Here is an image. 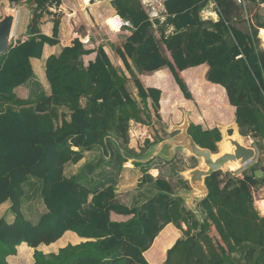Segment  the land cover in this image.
Listing matches in <instances>:
<instances>
[{
	"label": "trees",
	"instance_id": "trees-1",
	"mask_svg": "<svg viewBox=\"0 0 264 264\" xmlns=\"http://www.w3.org/2000/svg\"><path fill=\"white\" fill-rule=\"evenodd\" d=\"M31 1L36 7L29 40L12 45L0 56V106L21 108H0V205L11 202L15 216L12 224L0 219V264H148L144 253L170 223L174 226H166L149 253L153 261L162 259L175 243L164 264H264V215L257 210L253 193L264 179L256 178L254 167L235 178L217 172L207 179L209 196L198 204L204 217L201 226L181 199L161 194L158 201L130 209L117 201L114 187H109L89 202L92 192L76 178L64 175L65 165L81 161L84 152L97 147L106 150V139L112 149L111 137L130 152L126 147L130 123L146 124L153 118L149 99L159 120L177 122L182 118L179 109L191 111L193 120L201 125L192 123L189 133L213 153L218 152L221 139L217 122L227 125L235 119L241 134L250 136L264 150V49L258 37L264 24L253 26L251 33L236 28L233 20L239 9H244L234 0H213L219 9L217 22L203 20L200 15L210 0H167L162 25L159 19L151 21L139 0H114L118 15L132 24L131 36L114 47L115 53L128 71L133 63L143 76L155 73L147 82L161 90L146 88L141 79L134 78L138 101L103 46L87 49L75 39L60 56L47 60L52 96L41 93L36 100L23 101L15 89L34 76L30 60L41 59L46 44L59 43L62 17L54 14L53 38L42 35L38 26L44 13H49V6H62L63 0ZM246 2L248 8L264 4V0ZM155 26L160 27L159 38ZM170 27L172 33L166 34ZM75 31L85 36L86 27L81 24ZM92 54L95 59L86 63L83 57ZM199 68H204L201 84L190 85L184 73ZM210 88L225 92L230 116L219 114V119L213 116L216 110L204 109ZM190 101L199 105L202 115ZM61 106L68 108L69 115L58 113ZM118 156L122 163L127 162ZM156 172V168L151 170L152 175ZM145 173L144 180L153 183L147 170ZM31 178L42 181L47 209L36 226L22 211L24 185ZM155 184L160 191L176 192L163 179ZM112 212L131 218L114 222ZM67 231L93 240L45 254L71 239L67 235L55 243ZM40 245H46L44 252L37 250Z\"/></svg>",
	"mask_w": 264,
	"mask_h": 264
},
{
	"label": "crops",
	"instance_id": "crops-1",
	"mask_svg": "<svg viewBox=\"0 0 264 264\" xmlns=\"http://www.w3.org/2000/svg\"><path fill=\"white\" fill-rule=\"evenodd\" d=\"M113 1L114 0H88V1L63 0V4L60 7H56L55 5L52 7L50 6L48 7L49 13L47 12L44 13V17L41 19L38 29L42 35H45L49 38H53L54 14H60L62 17L59 26V35H58L59 43L55 46L46 44L43 49L42 58L41 59L32 58L30 60L34 72V76L31 79H29L25 84L15 89V94L19 100L33 101L36 100L38 95L41 93H45L47 97L52 96V88L47 79V74H46L47 60L51 56H60L63 50L66 47L71 46L75 39H80L82 43H84L85 48L87 49H96L99 46H103L110 60L112 61L113 65L119 70L121 75L125 76L128 79V87L138 101H140V99L137 96V89L131 82L132 75L130 73H134V75L137 78L141 79L146 88H154L161 90L159 87L147 82L148 79L152 77L155 73L151 76H143L140 74V72L133 63H131V71H128L125 65L123 64L121 58L115 53L114 47L120 46L121 44L127 41V39L132 34V27L125 26L126 21L118 15L117 10L114 8L112 4ZM166 1L167 0H161V2L159 3L160 9L161 11H163L162 17L165 20H166V16H165L166 11H165L164 3ZM35 7H36V2L31 0H21V2L18 4L11 3L10 0H0V19L2 18L3 11L5 9H16L18 11L17 26L12 39L13 46H16L19 43H23L29 40L30 38L29 26L34 18L33 9ZM200 15L203 20L217 22L219 20L217 4L213 0H210L207 3L206 7L202 9ZM109 20H115L116 24L118 25L117 27L118 31L111 29V27L108 24ZM81 24H84V26L86 27L85 36H81L75 31V27ZM169 30L170 33H172L173 28L170 27ZM94 59H95V54L83 57V60L86 63L89 60H94ZM148 102L152 115L154 116L152 101L149 99ZM85 103L86 100L83 99L82 105L85 106ZM192 103L194 104V101ZM0 108H2L3 110H7L10 108L13 109L14 111L21 110V108L19 107L10 106V105H1ZM57 111L59 114L65 113L69 115L70 113L66 106L58 107ZM189 112L192 114L191 111ZM69 119L70 117L68 118V120ZM191 119L194 124L201 125L196 123L192 117ZM135 124H139V123L135 122ZM74 150L77 151L78 149L74 148ZM115 153L116 151L114 150L113 147H112L111 156L109 155L107 150H104V148L102 147H97L90 151H86L84 152L81 161H79L76 164L69 162L65 165L64 175L68 179L76 178L79 184H81L82 186H84L85 188L89 189L92 192V194L89 197V202L94 197V194L101 192L109 187H114L117 201L120 204L125 205L130 209L141 208L147 205L152 200L158 201V198L161 195V193L160 190L156 187L155 181L159 179L162 173V169H158L159 176L157 178H153L154 179L153 183L146 182L144 180V176L146 175V173L143 167L134 166L133 163H132V167H130L127 164L128 162L122 163L119 157H115ZM259 164L264 167V164L262 163ZM163 180L170 182L173 185V187L176 189L175 193L179 192L177 191V188L174 186V184L171 181H169L167 178ZM32 181H37V182L39 181L42 185V181L36 178H31V180L24 185L25 195L23 197L22 211L25 217L27 218V220H29L33 225L36 226L39 224L43 214L47 209L46 206L44 205L41 194V206L43 212L41 211L39 215L36 217L37 209L34 208L33 217L27 216L24 200L27 194H29V189L27 187L33 186L31 185ZM261 191H264V189ZM11 206H12L11 202H7L3 205H0V219L5 218L10 224H12L15 221L14 214L12 213L11 215H9ZM130 218L131 217L129 216L119 215L114 212H112L111 214L112 221L118 223L129 221ZM161 224H164L163 219H161ZM167 225H173V224L170 223ZM167 225H165V227L157 235L151 248L144 253V257L148 262V264H164L167 259L168 250L171 247H173V245L175 244L174 243L171 247L167 249L162 259L153 261L149 258V253L154 248L158 238L161 236L162 232L164 231ZM67 235H69L71 239L65 245L61 246L58 250L46 253L43 251V248L46 245H40L37 248V250L42 251L45 254L58 253L60 249L65 248L68 245L76 246L85 243L87 241L93 240V239L81 237L73 231H67L63 235V237L55 243H58ZM55 243L49 246H52ZM18 248L19 246L17 247V255H18ZM159 255H160V251H159ZM12 257L13 256L8 257V262L9 259Z\"/></svg>",
	"mask_w": 264,
	"mask_h": 264
},
{
	"label": "water",
	"instance_id": "water-1",
	"mask_svg": "<svg viewBox=\"0 0 264 264\" xmlns=\"http://www.w3.org/2000/svg\"><path fill=\"white\" fill-rule=\"evenodd\" d=\"M18 20L16 9H5L0 19V56L8 53L12 46V39L15 33ZM260 38V37H259ZM161 105V100H160ZM182 115V122L174 124L170 121L169 128L166 130L171 138L152 144L141 156H134L126 151L121 143L114 137L110 138V143L114 150L127 162L133 164H149L159 158L166 163L175 160L178 153L184 155L185 162L189 159L197 160L195 167L189 168L185 165V170L179 172L188 188H184L177 193H167L160 191L161 194L168 195L172 199H181L184 205L192 212L200 223L204 222V217L198 208V204L206 200L209 196L207 179L214 173L228 171L238 173L252 163L257 157V150L247 143L246 136L241 134L237 120L234 123L225 125L217 122L218 131L221 139L217 142L218 152L213 153L210 149L203 148L189 133L192 122V114L185 109H179ZM213 116L219 118L218 111L213 112ZM221 119V118H219ZM250 140V143H254ZM108 140H105L106 150L112 155ZM256 178L264 179V167L260 164L254 166Z\"/></svg>",
	"mask_w": 264,
	"mask_h": 264
},
{
	"label": "rangeland",
	"instance_id": "rangeland-1",
	"mask_svg": "<svg viewBox=\"0 0 264 264\" xmlns=\"http://www.w3.org/2000/svg\"><path fill=\"white\" fill-rule=\"evenodd\" d=\"M88 1V0H86ZM143 8L146 10V12L149 14L150 18H153L158 15V17L162 16L163 11L160 9V2L161 0H149V3H144L142 0H139ZM143 2V3H142ZM243 9V8H242ZM154 20V19H152ZM258 24H264V5H256V6H250L247 7V10H240L238 12V15L236 19L233 20V25L247 33L252 32V27ZM162 25V23H161ZM109 26L111 27L110 23ZM160 27L155 26L154 27V34L157 38L160 37ZM112 30H115L116 28H112ZM170 28L166 29V34H170ZM262 33H264V29H261L259 31V36L261 37ZM260 40V48L264 49V42L261 38ZM204 72V68H199L195 70L188 71L184 73V76L186 78V81L190 85H200L201 84V76ZM132 75L131 82L133 83V79L137 78L134 73H130ZM125 77V76H124ZM126 78V77H125ZM127 79V78H126ZM128 80V79H127ZM134 85V83H133ZM225 92L220 88H210L208 90V99L204 103V109H210L213 108L214 110L218 111L219 114L227 117L230 116V113L227 111L228 106V100L224 94ZM198 100L201 101V97H197ZM194 106L198 112H200L199 105L194 102ZM200 114H202L200 112ZM181 115H183L181 113ZM192 117V116H191ZM183 118H181L180 121L174 122V124H180L182 122ZM170 121H164L163 118L160 120L156 118L155 113L152 118V120L149 122H146V124H135V126L130 125L129 135H130V141L129 144L126 145L127 149L133 154L134 156H141L143 155L146 150L155 143L161 142L163 140L171 138V135L167 133V129L169 128ZM203 130H207V128H204L201 126ZM246 141L250 146H253L257 150V157L255 159V162L252 163L250 166H248L244 170L252 169L256 164H259L262 160H264V150H261L256 143L254 139H252L250 136H246ZM250 140H254V143H250ZM147 142H149L151 145H149ZM115 157H119L118 153H115ZM131 163V162H130ZM198 164L197 160L195 159H189L185 162L184 155L181 153H178L175 157V160L171 163H166L163 160L157 158L154 161H152L148 166H146L144 169L148 171V174L152 178H157L159 176V171L154 173L153 175L150 173L152 169H162V173L159 177V179H165L167 178L169 181H171L174 186L177 188V191H180L183 188V185H186V188H188V184L184 181L183 176L179 174V172H182L185 170V165H187L189 168L195 167ZM244 170L233 173L231 171H228L226 174H223V177H229L235 178L240 175L241 172ZM31 185L27 187L29 189V194H27L24 202H25V209L27 212L28 217H33V209H37L36 217L39 215V213L42 211L41 206V189L42 185L38 181H32ZM264 189V183H260L257 185L253 192L255 193L256 198L263 196L264 191H261ZM256 206V205H255ZM187 208V207H186ZM11 208L9 211V215H11ZM5 219V218H4ZM183 226V225H182ZM184 228V227H183Z\"/></svg>",
	"mask_w": 264,
	"mask_h": 264
},
{
	"label": "built area",
	"instance_id": "built-area-1",
	"mask_svg": "<svg viewBox=\"0 0 264 264\" xmlns=\"http://www.w3.org/2000/svg\"><path fill=\"white\" fill-rule=\"evenodd\" d=\"M144 3H149V0H142ZM239 6H241L245 11L247 10V5H248V3L246 2V0H234ZM142 2V3H143ZM218 12H219V9H218ZM219 15V14H218ZM151 19V21H153L152 19H154V20H156V19H159L162 23L165 21V19L161 16V17H158V15L157 16H155V17H153V18H150ZM125 26H127V27H132V24L130 23V22H128V21H126L125 22ZM130 125H132V126H135V122L134 121H132L131 123H130ZM254 193V192H253ZM254 199H255V205H256V208H257V210L261 213V215H264V210L262 209V207L260 206V202H263L264 201V195L263 196H260V197H258V198H256V196H255V193H254Z\"/></svg>",
	"mask_w": 264,
	"mask_h": 264
},
{
	"label": "bare ground",
	"instance_id": "bare-ground-1",
	"mask_svg": "<svg viewBox=\"0 0 264 264\" xmlns=\"http://www.w3.org/2000/svg\"><path fill=\"white\" fill-rule=\"evenodd\" d=\"M211 11H212V10H211ZM109 23H110V25H111L112 28H117V27H118V25L116 24L115 20H111ZM174 32H175V31H174ZM260 38H261L262 41L264 42V34H262ZM263 46H264V45H263ZM234 122H235V121H234ZM234 122H232V123H234ZM232 123H231V124H232ZM260 206H261L262 209L264 210V201H263V202H260Z\"/></svg>",
	"mask_w": 264,
	"mask_h": 264
}]
</instances>
